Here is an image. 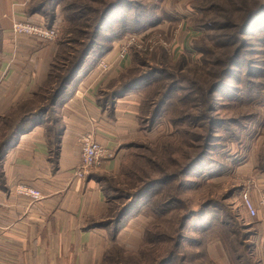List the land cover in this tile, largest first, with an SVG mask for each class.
I'll use <instances>...</instances> for the list:
<instances>
[{"label":"rangeland","instance_id":"374dc122","mask_svg":"<svg viewBox=\"0 0 264 264\" xmlns=\"http://www.w3.org/2000/svg\"><path fill=\"white\" fill-rule=\"evenodd\" d=\"M113 1L0 0V20L21 10L11 25L23 20L56 29L52 43L30 38L29 44L36 52L55 48L54 76L92 40L78 86L93 72L84 86L107 103L111 116L126 107L135 113L137 131L120 145V169L106 172L103 164L89 172L119 191L109 192L111 199L120 197L111 207L120 210L146 181L166 179L145 191L118 225L109 214L95 222L106 230L98 264H161L169 255L168 264H257L263 248L251 257L250 242L242 244L246 238L253 242L258 226L241 195L264 187V14L238 37L234 29H213L225 25L226 11L240 24L241 8L260 0H121L93 30ZM234 55L228 76L211 94ZM139 77L113 98V90ZM201 153L186 175L168 180ZM112 155L110 150L107 160ZM121 181L134 183V190Z\"/></svg>","mask_w":264,"mask_h":264},{"label":"crops","instance_id":"0c3cea01","mask_svg":"<svg viewBox=\"0 0 264 264\" xmlns=\"http://www.w3.org/2000/svg\"><path fill=\"white\" fill-rule=\"evenodd\" d=\"M14 13L23 14L21 10ZM14 13L0 20V124L17 115L24 103L34 100L55 53L51 45L45 46V51H32L29 44L33 40L14 37L11 22L20 17H14ZM17 42L25 45L18 46ZM92 76L93 72L86 75L72 96L56 106L60 123L56 160L49 159L44 126H39L19 137L0 161V264L99 262V253L106 247V230L95 222L104 219L106 198L98 175L90 173L84 180L73 178L81 158L79 139L92 134L97 142L113 150L103 169L116 171L121 162L120 145L137 131V124L132 109H115L121 114L111 116L98 103L94 91L84 86ZM19 184L40 191L42 199L31 203L15 196L13 190ZM255 222L258 227L254 230L253 255L260 247L264 250V230L259 228L264 220ZM257 264H264V260L260 258Z\"/></svg>","mask_w":264,"mask_h":264},{"label":"trees","instance_id":"16d2710c","mask_svg":"<svg viewBox=\"0 0 264 264\" xmlns=\"http://www.w3.org/2000/svg\"><path fill=\"white\" fill-rule=\"evenodd\" d=\"M121 0H114L113 2L109 3L100 13L99 17L97 16V20L95 21V26L93 30L97 31L100 25L106 20L107 15L109 12L115 8ZM42 8V7H40ZM30 11H27V14L32 13ZM241 11L244 12L243 14V19L240 24H236L231 20V13L225 12L224 15H222L223 19L226 20L225 25L213 29L214 31H219L222 29H230L236 32V36L238 37L239 35H244L245 30L249 27V25L252 23V21L257 17L262 14H264V0H260L257 2L253 8L248 9L247 7L243 6L241 8ZM206 23H211V22H204L202 23L203 25H206ZM1 25V21H0ZM46 27H51L53 26L52 24H44ZM50 25V26H49ZM212 25H215V23H212ZM84 26V25H82ZM262 27H259V29ZM264 30V29H263ZM264 32V31H263ZM1 34V33H0ZM91 42L92 40L84 47L83 50L80 51L76 55V57H70L69 61L67 62V66H61V70L59 71V75L54 76L53 73L51 72L52 69V62L49 66V70L47 73V77L44 81V83L40 86L38 91L35 93L34 100L31 102H26L24 103L19 109V113L15 116L5 118L4 121L0 124V161L4 158L6 152L16 143L19 137L23 136L24 134H27L34 130L36 127L39 126H44V133L46 137V143L47 147L49 150V159L54 161L56 160L58 156V150H59V142H60V123H59V118L56 116V106L66 102L70 96L74 93V91L78 87V73L83 69L85 65V59L87 57L88 51L90 50L91 47ZM235 58L236 55H234L232 58L229 60L230 63L226 67V71L223 75V79L219 80L218 82L213 85L210 93L212 94L216 87L221 84L222 82L225 81L226 77L228 76L230 72V66L235 63ZM142 80L140 77L139 78H134L127 83H125L123 88H120L119 91L113 90L112 95L113 98L119 96V93L121 90H126L131 87H133L138 81ZM117 92V93H116ZM170 91L168 92V94ZM167 97H163L161 101V106L164 104L166 101ZM97 101L100 105H102L104 108L109 107L106 102H103L100 98H97ZM111 107H114L111 105ZM159 109L155 110L153 113V116L155 118L156 114L158 113ZM204 153H201L197 156H195L189 163L186 164L184 169L180 171L177 175L169 178L168 180H173L177 178L178 176L181 175H186L191 167L201 159ZM124 168V167H123ZM121 168V170H123ZM120 169V168H119ZM120 170V172H121ZM127 174V173H126ZM128 176V174H127ZM98 183L100 185V188L102 189L104 196L106 198V213L104 217H106L108 214L107 218H112L113 216H116L114 220V224L118 225L122 219L128 214L130 207L135 203V201L148 189L152 188L153 186L157 185L160 182H163V180L166 179H153V180H148L144 184H142V181H139L142 184L139 187L134 188L136 191L127 197V200H129V203L123 206L120 210L111 207L110 202L111 201H117L120 199H111L112 196L109 195V192L113 190L112 187H106L104 186L103 182L107 184V179H104V177H97ZM117 184V183H116ZM121 184L125 187H130L132 190L134 186V183H127V182H122ZM114 194L116 192H119L117 190H113ZM107 214V215H106ZM186 220L188 219H183V225H185ZM210 223L206 221L205 226L209 225ZM182 225V226H183ZM208 227V226H206ZM204 227V228H206ZM203 230V229H201ZM234 231H230L228 234H233ZM255 233V232H254ZM254 233H251L254 237ZM250 235V233L248 234ZM243 238V237H242ZM241 238V240H242ZM247 242H250V245H247V250L249 248L250 256L252 257V251L254 248V240L251 242L249 238L244 239L242 241V244H245ZM241 244V243H239ZM249 256V254L247 255ZM173 260L172 255H169L161 264H168ZM244 264V263H242Z\"/></svg>","mask_w":264,"mask_h":264},{"label":"built area","instance_id":"2783aa9c","mask_svg":"<svg viewBox=\"0 0 264 264\" xmlns=\"http://www.w3.org/2000/svg\"><path fill=\"white\" fill-rule=\"evenodd\" d=\"M14 37L24 36L35 39L41 44L52 43L57 38V31L54 27H46L42 23L29 21H14L10 29ZM120 57H124V51L120 52ZM106 64L101 62V68H106ZM81 158L73 172L74 179L84 180L92 169L101 167L110 157V150L97 142L92 134H84L80 137ZM13 194L26 199L31 203L42 199L40 191L19 184L15 186ZM241 204L245 211L255 220H264V187L258 191L243 192Z\"/></svg>","mask_w":264,"mask_h":264}]
</instances>
